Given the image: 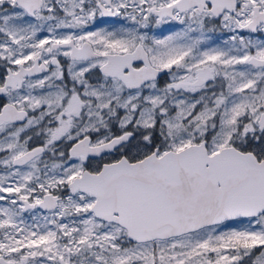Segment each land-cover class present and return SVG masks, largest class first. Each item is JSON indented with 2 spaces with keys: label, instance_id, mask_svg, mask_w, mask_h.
I'll list each match as a JSON object with an SVG mask.
<instances>
[{
  "label": "snow or ice",
  "instance_id": "1",
  "mask_svg": "<svg viewBox=\"0 0 264 264\" xmlns=\"http://www.w3.org/2000/svg\"><path fill=\"white\" fill-rule=\"evenodd\" d=\"M0 264H264V0H0Z\"/></svg>",
  "mask_w": 264,
  "mask_h": 264
},
{
  "label": "flooded vegetation",
  "instance_id": "2",
  "mask_svg": "<svg viewBox=\"0 0 264 264\" xmlns=\"http://www.w3.org/2000/svg\"><path fill=\"white\" fill-rule=\"evenodd\" d=\"M122 23H127L119 17H97L96 20L89 25L90 30H97L99 28H107L108 30H112L113 28L119 27ZM183 26L180 25L176 21H169L165 24H161L160 26L152 25L147 31L150 36H157L156 34H167L173 31H179ZM165 77H162V83Z\"/></svg>",
  "mask_w": 264,
  "mask_h": 264
},
{
  "label": "rangeland",
  "instance_id": "3",
  "mask_svg": "<svg viewBox=\"0 0 264 264\" xmlns=\"http://www.w3.org/2000/svg\"><path fill=\"white\" fill-rule=\"evenodd\" d=\"M173 32H175V31H173ZM173 32H170V33H167V34H156V35H157V37H161V38H162L163 36L169 35V34H171V33H173ZM211 35H212V37H213V41H216V44H222V42H223V37H224V35H226V34H221V33L217 32V33H213V34H211ZM217 37H220V39L217 40V39H216ZM209 43L211 44L212 41H210ZM26 219H29V217L27 216V214H26Z\"/></svg>",
  "mask_w": 264,
  "mask_h": 264
}]
</instances>
